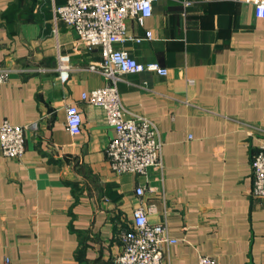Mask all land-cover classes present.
<instances>
[{
	"label": "crops",
	"instance_id": "0c3cea01",
	"mask_svg": "<svg viewBox=\"0 0 264 264\" xmlns=\"http://www.w3.org/2000/svg\"><path fill=\"white\" fill-rule=\"evenodd\" d=\"M65 2L0 0V65L11 71L0 85V126L27 127L22 160L0 150V264H114L138 206L178 241L163 244V264L204 255L264 264V199L252 194L264 134V18L239 0H158L143 23L127 20L129 38L116 47L169 73L117 83L127 116L154 121L163 142L161 167L119 175L106 110L82 98L112 80L90 68L102 49L78 44L55 19ZM72 103L84 123L76 136L66 125Z\"/></svg>",
	"mask_w": 264,
	"mask_h": 264
},
{
	"label": "built area",
	"instance_id": "2783aa9c",
	"mask_svg": "<svg viewBox=\"0 0 264 264\" xmlns=\"http://www.w3.org/2000/svg\"><path fill=\"white\" fill-rule=\"evenodd\" d=\"M158 0H66L55 6V19L64 21L78 35V44L89 50L102 49L103 59L90 66L101 71L112 84L83 93L82 98L90 104L106 110L108 123L114 128L115 137L107 147L112 170L121 174H147L150 167H161L163 163V142L158 126L146 116L131 113L124 107L118 91V81L124 74L154 71L167 75L168 69L158 63L144 64L126 50L116 47L117 43L129 38L127 20L137 18L141 23L153 14L154 3ZM254 7L258 17L264 18V0H239ZM192 2L186 1L187 8ZM151 37L152 32L148 31ZM140 41L142 38H136ZM60 77L66 79L69 68L66 58H60ZM10 69L0 65V85L10 79ZM82 112L77 104L67 106V129L72 135L83 131ZM253 130L256 127L252 126ZM27 127L4 121L0 126V150L8 158L22 160L26 152ZM253 190L255 198L264 199V134L252 158ZM153 190V188H151ZM137 194L143 196L145 188L139 186ZM122 251L114 264H163V244L177 243L171 239L163 224L149 221L143 206L133 211L129 229L121 232ZM4 264H20L6 257ZM199 264H217L213 256L204 255Z\"/></svg>",
	"mask_w": 264,
	"mask_h": 264
}]
</instances>
